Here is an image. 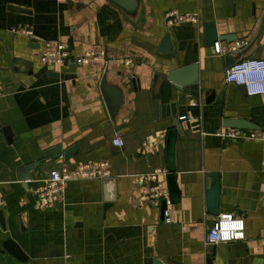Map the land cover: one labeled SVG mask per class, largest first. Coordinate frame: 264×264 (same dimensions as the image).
I'll return each mask as SVG.
<instances>
[{"label": "crops", "instance_id": "1", "mask_svg": "<svg viewBox=\"0 0 264 264\" xmlns=\"http://www.w3.org/2000/svg\"><path fill=\"white\" fill-rule=\"evenodd\" d=\"M169 12L196 16L198 23L168 27ZM209 24L237 39L218 40L221 55L206 46ZM13 28H28L33 37ZM167 33L173 52L160 54ZM47 43L68 46L67 65L41 62ZM91 50L105 57L78 64ZM248 59L264 60V0H140L136 17L109 0H0V264H154L165 257L178 264H264V141L217 136L226 119L264 130V95L248 97L225 79L229 66ZM193 64L199 65L197 84L179 90L167 80L169 72ZM105 71L117 79L130 75L140 87L128 95L126 117L116 125L100 89ZM188 113L200 120L180 121ZM177 120L183 131L175 144L180 197L167 223L162 206L142 199L136 180L168 170L167 136ZM117 136L123 148L113 145ZM56 147L63 153L78 148L68 160L45 159ZM43 160L31 181H19L21 167ZM105 161L106 179L115 181L110 187L105 179L71 181L62 204L39 207L35 191L52 171ZM215 174L219 213L244 219L245 241H207ZM9 240L24 260L7 251Z\"/></svg>", "mask_w": 264, "mask_h": 264}, {"label": "built area", "instance_id": "2", "mask_svg": "<svg viewBox=\"0 0 264 264\" xmlns=\"http://www.w3.org/2000/svg\"><path fill=\"white\" fill-rule=\"evenodd\" d=\"M165 23L168 27H175L184 23L197 24L198 19L193 15L178 14L169 12L165 15ZM14 33L33 37V32L28 28H13ZM219 43L215 44V53L221 55ZM105 57L103 52L88 51L77 63L87 64L100 61ZM70 58L68 46L65 43H47L41 54V62L48 67L67 65ZM225 79L228 84H234L245 90L248 97L264 95V60L248 59L234 63L225 72ZM199 121L191 113L180 118V121ZM217 136L233 141H264V130L253 131L243 129L226 128L217 133ZM115 147L123 148L124 140L117 136L112 141ZM149 144V143H148ZM145 148H149L147 144ZM143 149L140 150V152ZM111 176L110 165L107 161L97 164H82L75 169L64 168L62 171L55 170L50 174L49 180L44 186L35 191V195L42 209H53L62 204L63 195L69 182L86 179H106ZM169 172L167 169H158L150 174L137 177V184L141 187L142 199L151 202L153 205L166 206L164 211L165 221L171 222L170 208L173 205L170 190L167 184ZM144 182L148 185L143 187ZM3 205V195L0 191V211ZM246 239V226L242 217L231 214L220 215L219 219L212 224L207 233V241L212 245L241 242Z\"/></svg>", "mask_w": 264, "mask_h": 264}, {"label": "water", "instance_id": "3", "mask_svg": "<svg viewBox=\"0 0 264 264\" xmlns=\"http://www.w3.org/2000/svg\"><path fill=\"white\" fill-rule=\"evenodd\" d=\"M116 7L121 9L126 15L129 17H136L140 10V0H109ZM16 10V9H13ZM21 13H28L29 11L24 9H19ZM226 41L227 43L236 42V37L229 35H219L217 25L209 24L205 27V42L206 46L211 47L215 46V44L219 41ZM173 52L171 45V36L169 33L165 35L163 38L158 53L160 54H170ZM57 76V75H56ZM130 79V81L128 80ZM128 80V81H127ZM158 77H155L153 89H155L157 84ZM167 80L176 86L177 89H183L199 82V65L193 64L186 67H182L175 71L169 72L167 74ZM101 93L104 99V103L106 105L107 111L109 113V117L114 125L117 122L126 117L123 116L125 110L129 108V100L128 95L130 93L138 92L140 90L138 81L130 77V75L119 74V78L112 77L107 71H105L101 85H100ZM156 111L159 112L158 104L155 102ZM175 128L168 132L167 136V163H168V184L170 195L173 203H177L179 201V190L177 188V177L175 175V144L177 140L178 134H182V126L180 121H174ZM225 128L230 129H243V130H253V131H261L262 128L247 121V120H236V119H226L223 123ZM78 147H72L66 152H62L60 147L53 148L47 152H45V159L54 158L57 159L59 157H64L65 160L70 159L77 151ZM44 159V160H45ZM37 162L32 165H27L21 167L19 169V181L29 182L32 180L31 172L37 169L43 162ZM213 179V187L209 191L208 194V214L213 218L214 222L219 219V193H220V179L219 175H210ZM115 181L112 179H105V184L107 187L113 184ZM115 190V188L113 189ZM114 200V199H111ZM166 210L165 204L161 207V219L165 220L164 211ZM0 223L4 227L5 220L2 212H0ZM21 226L22 229L26 228V224L23 222L21 218ZM154 229L150 230L151 238ZM153 241V239H152ZM151 242V241H150ZM151 244V243H150ZM5 247L8 252H10L13 256L18 258L19 260H24L25 255L21 248L9 240L5 243ZM154 264H178L174 259L165 257L161 259H156ZM207 264H213L209 259Z\"/></svg>", "mask_w": 264, "mask_h": 264}]
</instances>
